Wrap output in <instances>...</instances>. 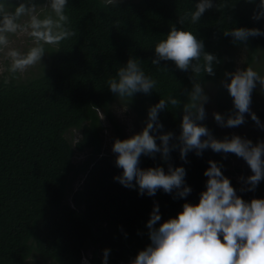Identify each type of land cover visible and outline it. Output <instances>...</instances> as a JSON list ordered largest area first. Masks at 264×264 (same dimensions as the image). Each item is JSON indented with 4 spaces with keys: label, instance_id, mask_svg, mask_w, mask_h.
<instances>
[{
    "label": "trees",
    "instance_id": "16d2710c",
    "mask_svg": "<svg viewBox=\"0 0 264 264\" xmlns=\"http://www.w3.org/2000/svg\"><path fill=\"white\" fill-rule=\"evenodd\" d=\"M46 1L3 3L9 11L23 3L40 12ZM195 2L121 0L106 6L104 0H68L65 27L73 35L45 46L47 65L25 80L18 79L17 72L10 71L8 78L0 74V264H79L85 253L90 264H102L105 248L110 249L109 264H130L150 243L146 222L154 203L159 204L163 221L175 216L185 200L197 202L209 159L222 161L224 174L245 200L264 197V181L255 192H239L241 180L233 175L251 174L249 167L230 166V159L239 157L224 158L210 149L201 156L189 152L187 163L178 150L170 153L168 163L186 169L185 182L192 188L186 198L162 190L154 196L140 195L113 179L121 169L115 166V154L103 150V119L114 139L130 136L119 125L114 106L126 107L143 128L151 105L168 97L177 99L179 105L169 104L159 113L161 132H172L170 143H176L193 83L203 88L212 85L216 109L229 113L232 98L221 82L226 72L237 70L235 54L246 52L242 69L253 67L259 53L264 61V37L250 38L245 46L234 45L230 36L223 35L225 29L239 26L264 30V20L251 18L256 4L214 0V7L198 24L186 21L182 26L180 17L194 10ZM172 27L196 33L204 51L218 57L214 76L197 75L191 68L180 70L172 61L151 63L155 44ZM130 58L140 61L146 75L158 84L150 94L138 93L125 103L109 91L107 82ZM251 111L264 122V108L251 107ZM202 123L216 138L226 137L214 118L206 117ZM247 123L255 122L245 114L243 125ZM74 133L79 137L73 141ZM262 140L264 131L252 139L253 143ZM75 153L84 156L75 162ZM158 164L167 171L159 153L155 160L140 158L142 168Z\"/></svg>",
    "mask_w": 264,
    "mask_h": 264
},
{
    "label": "clouds",
    "instance_id": "9594fccd",
    "mask_svg": "<svg viewBox=\"0 0 264 264\" xmlns=\"http://www.w3.org/2000/svg\"><path fill=\"white\" fill-rule=\"evenodd\" d=\"M121 0H104L106 6H116ZM256 7L251 18L264 20V0H247ZM56 19H40L31 14L34 10L20 4L14 10L5 8L0 0V50L7 47L9 34L26 33L33 40V46L21 55L12 50L9 71L24 72L37 65L45 53L44 44H58L73 33L65 25L64 9L68 0H48ZM214 7V0H196L194 10L180 17L179 23L195 25L206 10ZM28 19L22 22V18ZM223 35L232 38V43L247 45L250 38L264 37L259 27L239 26L227 28ZM153 65L160 61H172L180 70L192 69L214 76V65L220 61L213 53L204 51V43L196 33L184 27H172L154 46ZM203 63L201 64L200 61ZM196 62V63H193ZM221 86L232 98L233 111L214 112L213 118L220 127L236 128L245 123L248 114L258 128L264 130V122L251 111L253 90L260 85L264 92V75L252 67L226 72ZM158 82L146 75L140 61L130 58L120 66L116 77L107 82L109 91L119 100H131L136 94H150ZM183 105L184 115L176 143L172 132H161L159 119L161 110L176 107L179 101L168 97L147 109L143 128L125 138L114 139L111 151L115 154V166L121 169L113 179L122 186L135 189L138 194L154 196L158 190L171 194L175 191L180 198L188 197L192 188L186 184V169L183 165L168 163L170 153L178 150L180 159L187 163V154L194 152L201 156L205 150L242 158L251 174L241 177L240 193L255 192L264 181V140L253 143L251 139L233 134L231 137L216 138L202 123L206 118L205 104L209 100L200 83H193ZM159 140V144L157 143ZM160 154L161 165L140 167L141 156L155 160ZM205 187L195 203L185 202L175 216L162 221L159 204L154 203L146 222L150 243L139 250L130 264H264V197L245 200L238 194L230 178L224 174L222 161L209 159L203 171ZM110 249L103 250L102 264H109ZM83 258V256H82ZM82 260V259H81ZM81 264V261L80 263ZM84 264H90L87 260Z\"/></svg>",
    "mask_w": 264,
    "mask_h": 264
},
{
    "label": "rangeland",
    "instance_id": "374dc122",
    "mask_svg": "<svg viewBox=\"0 0 264 264\" xmlns=\"http://www.w3.org/2000/svg\"><path fill=\"white\" fill-rule=\"evenodd\" d=\"M34 10V9H33ZM31 14L37 15L40 19H46L51 18L53 20L56 19L55 13L52 11V9L49 7L48 1L45 2L43 9L39 12L33 11ZM28 17L22 18V22L26 21ZM9 43L6 48L3 50H0V74H4L6 78L9 77V65L12 62V58L9 55L10 51L16 50L21 55L25 54L27 50L33 46V40L30 38L26 33H17V34H9L8 36ZM47 46V44H44V48ZM46 50V48H45ZM245 51L240 50L235 54V62H236V68L242 69L244 59H245ZM260 53L258 54V57L256 58V63H254L253 67L254 70L261 73V75L264 74V61L263 58L259 57ZM48 60V50L45 51L42 60L32 67H29L24 72H17V78L20 80H25L26 78H30L35 76L37 73L42 70L44 66L47 65ZM206 94L209 96L208 102L205 104V110H206V117L207 118H213L214 112H220L216 109L212 96L214 93V89L212 85H208L206 88H204ZM251 107H259L264 108V94L262 91H260V85H257V88L253 90L252 93V102ZM113 113L119 123L124 128V131L127 135H131L134 132H138L142 129V122L138 121L134 115H132L128 109L124 106H114L113 107ZM222 113V112H220ZM218 125V124H217ZM102 138H103V150L104 151H111L112 143H113V131L110 129L108 123L105 119L102 121ZM219 129L225 136H232L233 134L239 135L244 138L253 139L255 136H257L260 132L264 131L257 127L255 123H247L245 125H241L236 128H227V127H220L218 125ZM79 137L78 133H74L72 139L73 141L76 140ZM83 153H75L73 156V160L75 162L81 160L83 158ZM240 166L242 168H247L248 165L242 158H231L230 159V166ZM235 178H241V173L236 172L233 175ZM75 186H77V183H74ZM264 196V195H263ZM87 260V253L83 255V258L81 260V264H84V261Z\"/></svg>",
    "mask_w": 264,
    "mask_h": 264
}]
</instances>
